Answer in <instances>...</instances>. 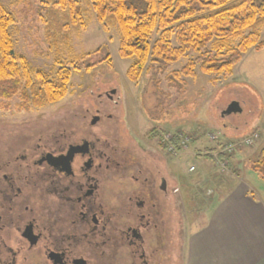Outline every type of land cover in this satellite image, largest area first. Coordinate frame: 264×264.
<instances>
[{
	"label": "rangeland",
	"instance_id": "1",
	"mask_svg": "<svg viewBox=\"0 0 264 264\" xmlns=\"http://www.w3.org/2000/svg\"><path fill=\"white\" fill-rule=\"evenodd\" d=\"M1 1L17 20L11 29L16 51L33 68L52 72L57 53L47 40L44 19L45 7L56 0ZM83 7L86 29L72 34L71 45L76 54L91 55L77 64L80 69L74 70L72 66L68 94L58 102L26 110L19 108V94L0 100V145L9 148L22 142L27 144L30 137L45 140L47 133L52 135L62 128L71 117V110L90 107L99 95L101 107L120 115L124 131L136 140L144 142L155 131L163 145L161 138L165 141L173 134L184 133L192 139L193 134L195 142L192 140L187 149L177 154L171 153L172 160L166 164L178 177L180 200L174 229L178 236H172V253L165 264H182L184 242L192 230L189 222H203L218 200L240 186L248 187L249 193L264 201V178L253 169L254 160L264 148V49H248L230 77L207 74L197 66L195 77L181 76L185 85L172 84L169 75L198 56L189 51L163 71L149 63L135 82L127 75L133 60L121 57L119 52L118 29L104 30L92 6L84 2ZM260 33L264 40V28ZM208 47L212 49L213 44ZM107 91H111L112 100L104 95ZM233 101L240 102L243 111L224 114ZM255 134L257 137H253ZM210 135L235 145L234 156L228 159L226 167L207 160L206 149L217 144L210 140ZM249 137H253V142L247 143ZM164 149L168 151L169 147ZM150 150L155 151V147L148 146ZM191 166L194 171L189 170Z\"/></svg>",
	"mask_w": 264,
	"mask_h": 264
},
{
	"label": "flooded vegetation",
	"instance_id": "2",
	"mask_svg": "<svg viewBox=\"0 0 264 264\" xmlns=\"http://www.w3.org/2000/svg\"><path fill=\"white\" fill-rule=\"evenodd\" d=\"M100 99L45 140L0 145V264L168 260L180 200L171 153L155 131L144 142L124 131Z\"/></svg>",
	"mask_w": 264,
	"mask_h": 264
},
{
	"label": "trees",
	"instance_id": "3",
	"mask_svg": "<svg viewBox=\"0 0 264 264\" xmlns=\"http://www.w3.org/2000/svg\"><path fill=\"white\" fill-rule=\"evenodd\" d=\"M84 2L92 6L104 30L118 29L119 52L133 60L127 75L135 82L149 63L163 71L189 51L198 56L169 75L172 84L185 85L181 76L195 77L197 66L204 73L230 77L248 49H264L260 33L264 28V0H56L45 7L46 37L57 53L53 71L47 72L33 68L16 51L11 29L17 20L0 0V100L19 94V108L26 110L58 102L68 94L73 69H80L77 64L91 55L76 54L71 45L72 34L86 29ZM209 44H213L212 49ZM171 143L179 145L178 134H173ZM233 156L221 153L219 158ZM206 158L212 160L210 155ZM253 169L264 178V148Z\"/></svg>",
	"mask_w": 264,
	"mask_h": 264
},
{
	"label": "crops",
	"instance_id": "4",
	"mask_svg": "<svg viewBox=\"0 0 264 264\" xmlns=\"http://www.w3.org/2000/svg\"><path fill=\"white\" fill-rule=\"evenodd\" d=\"M216 203L189 222L182 264H264V201L240 186Z\"/></svg>",
	"mask_w": 264,
	"mask_h": 264
},
{
	"label": "built area",
	"instance_id": "5",
	"mask_svg": "<svg viewBox=\"0 0 264 264\" xmlns=\"http://www.w3.org/2000/svg\"><path fill=\"white\" fill-rule=\"evenodd\" d=\"M172 136L173 135H171V137L169 136V137L165 138V142L169 143V150L168 151L170 153L177 154L179 151L187 149L189 147V144L191 142L190 136H188L184 133H181L180 135H178L179 145H175L174 143H171ZM253 137H257V134L253 135ZM253 137L247 138V143L253 142ZM210 138L213 141H216L218 139L217 135H212V136L210 135ZM234 150H235V145L232 142H226V143H223L222 146L216 147V149L214 151H212L210 154L212 155L214 162H217L218 164H221L224 167H226L228 164V160H221L219 158V156L221 153H226L227 155H230L234 152ZM189 170L194 171L195 167L191 166Z\"/></svg>",
	"mask_w": 264,
	"mask_h": 264
},
{
	"label": "water",
	"instance_id": "6",
	"mask_svg": "<svg viewBox=\"0 0 264 264\" xmlns=\"http://www.w3.org/2000/svg\"><path fill=\"white\" fill-rule=\"evenodd\" d=\"M243 111L242 106L240 105V102L233 101L231 102L226 110L224 111V114H232V113H241Z\"/></svg>",
	"mask_w": 264,
	"mask_h": 264
}]
</instances>
